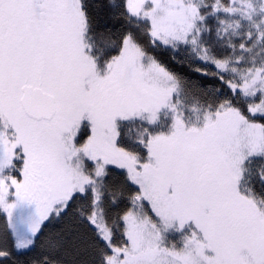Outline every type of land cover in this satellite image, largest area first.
<instances>
[{
  "label": "snow or ice",
  "instance_id": "obj_1",
  "mask_svg": "<svg viewBox=\"0 0 264 264\" xmlns=\"http://www.w3.org/2000/svg\"><path fill=\"white\" fill-rule=\"evenodd\" d=\"M0 264H264V0H0Z\"/></svg>",
  "mask_w": 264,
  "mask_h": 264
},
{
  "label": "trees",
  "instance_id": "obj_2",
  "mask_svg": "<svg viewBox=\"0 0 264 264\" xmlns=\"http://www.w3.org/2000/svg\"><path fill=\"white\" fill-rule=\"evenodd\" d=\"M167 55H168V53H166V52L165 53H161L162 57H167Z\"/></svg>",
  "mask_w": 264,
  "mask_h": 264
}]
</instances>
